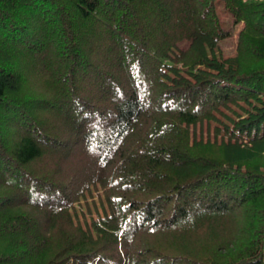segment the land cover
Segmentation results:
<instances>
[{
	"label": "trees",
	"instance_id": "obj_1",
	"mask_svg": "<svg viewBox=\"0 0 264 264\" xmlns=\"http://www.w3.org/2000/svg\"><path fill=\"white\" fill-rule=\"evenodd\" d=\"M219 1L228 56L216 0H0V264H264V0Z\"/></svg>",
	"mask_w": 264,
	"mask_h": 264
},
{
	"label": "rangeland",
	"instance_id": "obj_2",
	"mask_svg": "<svg viewBox=\"0 0 264 264\" xmlns=\"http://www.w3.org/2000/svg\"><path fill=\"white\" fill-rule=\"evenodd\" d=\"M216 12L219 16L221 26L230 31L228 36L218 41L222 54L228 56L234 53L236 34L241 23H233L231 14L224 8L222 2L219 0H216ZM188 43L189 40L184 39L179 42V46L185 47Z\"/></svg>",
	"mask_w": 264,
	"mask_h": 264
}]
</instances>
